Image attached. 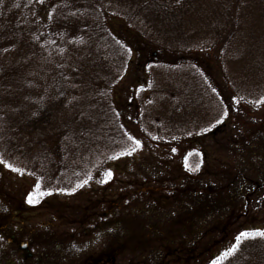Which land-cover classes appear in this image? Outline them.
Returning a JSON list of instances; mask_svg holds the SVG:
<instances>
[{"label":"trees","instance_id":"trees-1","mask_svg":"<svg viewBox=\"0 0 264 264\" xmlns=\"http://www.w3.org/2000/svg\"><path fill=\"white\" fill-rule=\"evenodd\" d=\"M116 18L125 24L124 33L134 35L121 45L107 28V21ZM211 50L224 79H206L213 70L197 62L198 53ZM134 51L142 67L151 61L149 66L162 65L157 69L173 78L141 102L136 123L144 133L155 132L158 142H187L211 128L224 131L221 123L234 112L219 91L222 80L231 104L249 108L235 123L260 114L258 125L256 119L247 122L252 137L263 139L264 104L255 102L264 97V0H0V160L38 181L44 192L64 196L112 157L131 151L135 145L109 98L116 97L125 74L123 58ZM159 80L153 75L151 81L157 87ZM194 158L201 157L193 153L188 160ZM188 169L190 175L198 173L194 166ZM262 174L256 181L240 171L243 184L237 192L232 191L237 175L227 176L229 182L219 189L204 184L174 188L173 199L182 195L183 202L165 215L137 220L123 230L120 226L112 241L120 249L133 242L138 264H164L169 254L154 249L150 257L147 248L154 242H143L179 229L183 256L176 264H213L236 244L240 232L258 230L246 228L252 226L236 215L213 214L230 211L236 201L260 213L263 202L254 193L264 186ZM246 216L241 218L246 221ZM106 254L115 256L113 249ZM222 264H264V237L242 238Z\"/></svg>","mask_w":264,"mask_h":264},{"label":"rangeland","instance_id":"rangeland-1","mask_svg":"<svg viewBox=\"0 0 264 264\" xmlns=\"http://www.w3.org/2000/svg\"><path fill=\"white\" fill-rule=\"evenodd\" d=\"M257 21H252V35L255 34V26H258ZM107 28L119 45L126 36L134 37L130 33H124L127 28L120 19H109ZM213 52L214 50L198 53L197 62L201 67L213 70L208 71L210 75H204L206 79L216 75L224 79L220 63L215 66L212 62ZM137 58L135 51L125 55V74L117 83L116 97L109 98L115 105L120 120L124 122L125 130L140 141L136 152L106 162L94 172L87 184L71 195L34 194L38 200L34 204L27 202V194L33 191L36 182L25 174L21 175V172L10 171L0 165V264H138L141 259L138 256L136 258L133 253L134 243L127 242L120 249L119 242L112 241V237L119 234L116 230H123L128 224L165 215L179 201L183 202L182 195H176V200L173 199L176 191L174 188L204 184L219 189L229 182L226 180L227 176L232 178L237 175L234 182L236 186L232 189L237 192L240 183L243 184L240 182L242 177L238 175L240 171L245 177L253 176L256 179L261 176V170H264V147L259 146L261 141L264 142V135L263 139L252 137V127L248 125L250 122L254 123V119L258 121L254 125H258L260 114L258 119H249L250 115H246L245 123L240 120L238 126L235 122L247 105H232L233 98L227 94L222 80L219 81V91L226 97L228 108L235 114L228 122L225 120L221 123L227 126L224 131L211 128L203 136L188 139L187 142H158L155 132L144 133L136 123L141 102L148 101L151 89H159L166 79L168 81L165 84L169 85L173 78L157 69L162 65L149 66L154 64L149 61L142 67ZM206 64L212 65V68H207ZM153 75L160 77L161 84L157 83V87L151 81ZM42 83L46 87L48 82ZM232 107L235 109L232 110ZM261 111L264 116V106ZM251 141H254L252 145ZM247 144L249 146L243 147ZM193 153L201 158L188 160ZM192 166L198 169L196 175L186 172ZM107 171L112 173L110 179L104 175ZM263 187L256 189L257 193H254L263 202L260 213L249 207L244 208L240 201H236L232 208V205L228 208L230 211H222L220 214L216 212L213 216L220 218L219 216L230 217L233 214L244 225L247 222L252 226L246 228L257 227L264 231ZM219 197L221 194L217 193L215 198ZM253 198L254 196L250 199ZM245 214L246 221L244 217L241 218ZM190 231L192 228L188 232ZM180 233L183 234L179 229H174L171 235L156 241H144L145 245L154 242L152 247L147 248L149 256L156 249L161 255L169 254L166 255L164 264L178 263L177 260L183 256L180 251L183 243ZM22 243L28 244L27 252L32 255L31 258L19 250ZM143 243L141 245L145 246ZM168 243L172 245H165ZM227 243L229 242H225ZM229 246L230 244L227 245ZM111 249L115 256L106 257L107 251Z\"/></svg>","mask_w":264,"mask_h":264},{"label":"snow or ice","instance_id":"snow-or-ice-1","mask_svg":"<svg viewBox=\"0 0 264 264\" xmlns=\"http://www.w3.org/2000/svg\"><path fill=\"white\" fill-rule=\"evenodd\" d=\"M255 103L257 104V106L264 104V97H262L260 100L256 101ZM220 122L221 121L219 119L216 121L217 124H219ZM213 126H215V125H213ZM208 130H210V129H208ZM205 131H207V130H205ZM128 139L132 141V143L135 145V147L132 148L131 151H128L126 153H123L124 155H131L140 146V141L139 140H136L134 137H132V136L129 135L128 136ZM173 151H175V150H173ZM112 159H119V157H115L114 156V157H112ZM0 165H3L4 168L9 169L10 171L19 172L18 169H16V168L12 167L11 165L5 163L3 160H0ZM21 175H23V173H21ZM104 175L106 177H108L109 179L112 177V173L110 171L105 172ZM102 182H107V181H102ZM84 183L87 184L88 181L86 180ZM82 186L83 185H79V187H82ZM34 194H37L38 196H44V195H49L50 193L42 191L41 190V185L37 181L35 183V185H34L33 191L27 194V202L29 204H34V203H37L38 202V200L36 198V195H34ZM109 231H111V229H109ZM253 236L264 237V231L257 230L255 232H247V231L240 232L239 235H237L235 237L236 244L231 245L225 252L221 253L217 257V259L213 261V264H222V261L225 258H227L228 256L232 255V253L236 251V248L239 245V243H240V241H241L242 238H250V237H253ZM73 247L75 248L76 246L73 245ZM76 250L79 251L78 248Z\"/></svg>","mask_w":264,"mask_h":264},{"label":"water","instance_id":"water-1","mask_svg":"<svg viewBox=\"0 0 264 264\" xmlns=\"http://www.w3.org/2000/svg\"><path fill=\"white\" fill-rule=\"evenodd\" d=\"M21 248H24V246H22Z\"/></svg>","mask_w":264,"mask_h":264},{"label":"flooded vegetation","instance_id":"flooded-vegetation-1","mask_svg":"<svg viewBox=\"0 0 264 264\" xmlns=\"http://www.w3.org/2000/svg\"><path fill=\"white\" fill-rule=\"evenodd\" d=\"M27 251V250H26Z\"/></svg>","mask_w":264,"mask_h":264}]
</instances>
